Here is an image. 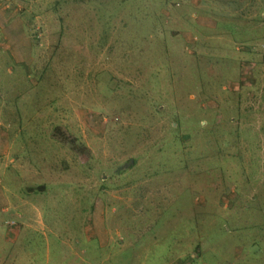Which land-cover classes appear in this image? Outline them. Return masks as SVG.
Instances as JSON below:
<instances>
[{"label":"rangeland","instance_id":"1","mask_svg":"<svg viewBox=\"0 0 264 264\" xmlns=\"http://www.w3.org/2000/svg\"><path fill=\"white\" fill-rule=\"evenodd\" d=\"M0 123V264H264V0H0Z\"/></svg>","mask_w":264,"mask_h":264},{"label":"crops","instance_id":"2","mask_svg":"<svg viewBox=\"0 0 264 264\" xmlns=\"http://www.w3.org/2000/svg\"><path fill=\"white\" fill-rule=\"evenodd\" d=\"M6 112L8 113L9 117H11L10 116L11 110L9 109ZM10 143H12V142L10 141ZM10 143L7 142L6 131L2 129V124L0 123V156L3 155V154H6L7 151H9L10 148H7V147H10L11 146ZM4 146H5L6 149L1 150Z\"/></svg>","mask_w":264,"mask_h":264},{"label":"trees","instance_id":"3","mask_svg":"<svg viewBox=\"0 0 264 264\" xmlns=\"http://www.w3.org/2000/svg\"><path fill=\"white\" fill-rule=\"evenodd\" d=\"M36 190H38V191H43V190H45V187L44 186H39V187H37V188H28V190H27V192L28 193H31V192H34V191H36Z\"/></svg>","mask_w":264,"mask_h":264}]
</instances>
